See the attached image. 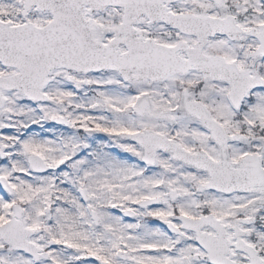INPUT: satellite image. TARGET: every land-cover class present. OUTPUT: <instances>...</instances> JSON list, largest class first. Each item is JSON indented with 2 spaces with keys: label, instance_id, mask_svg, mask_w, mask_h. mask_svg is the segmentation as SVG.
<instances>
[{
  "label": "snow or ice",
  "instance_id": "obj_1",
  "mask_svg": "<svg viewBox=\"0 0 264 264\" xmlns=\"http://www.w3.org/2000/svg\"><path fill=\"white\" fill-rule=\"evenodd\" d=\"M0 264H264V0H0Z\"/></svg>",
  "mask_w": 264,
  "mask_h": 264
}]
</instances>
